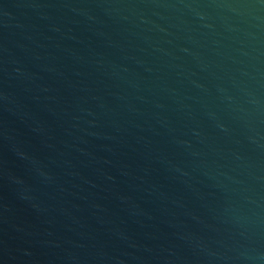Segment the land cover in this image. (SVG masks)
<instances>
[{
	"label": "water",
	"instance_id": "95a60500",
	"mask_svg": "<svg viewBox=\"0 0 264 264\" xmlns=\"http://www.w3.org/2000/svg\"><path fill=\"white\" fill-rule=\"evenodd\" d=\"M0 264H264V0H0Z\"/></svg>",
	"mask_w": 264,
	"mask_h": 264
}]
</instances>
